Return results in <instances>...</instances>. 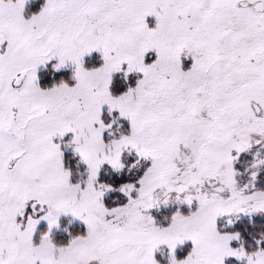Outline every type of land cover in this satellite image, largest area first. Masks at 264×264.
I'll return each instance as SVG.
<instances>
[{"label": "snow or ice", "instance_id": "snow-or-ice-1", "mask_svg": "<svg viewBox=\"0 0 264 264\" xmlns=\"http://www.w3.org/2000/svg\"><path fill=\"white\" fill-rule=\"evenodd\" d=\"M0 264H264V0H0Z\"/></svg>", "mask_w": 264, "mask_h": 264}]
</instances>
